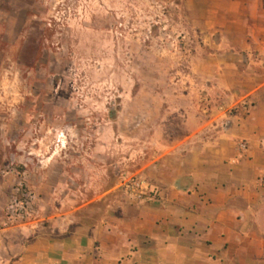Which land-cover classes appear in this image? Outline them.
<instances>
[{"label": "rangeland", "instance_id": "obj_1", "mask_svg": "<svg viewBox=\"0 0 264 264\" xmlns=\"http://www.w3.org/2000/svg\"><path fill=\"white\" fill-rule=\"evenodd\" d=\"M193 36L179 0H0L5 227H88L127 201L118 178L183 135L197 103Z\"/></svg>", "mask_w": 264, "mask_h": 264}, {"label": "crops", "instance_id": "obj_2", "mask_svg": "<svg viewBox=\"0 0 264 264\" xmlns=\"http://www.w3.org/2000/svg\"><path fill=\"white\" fill-rule=\"evenodd\" d=\"M179 1L200 85L183 135L139 170L156 194L77 229L21 235L0 218V264H264V0Z\"/></svg>", "mask_w": 264, "mask_h": 264}, {"label": "built area", "instance_id": "obj_3", "mask_svg": "<svg viewBox=\"0 0 264 264\" xmlns=\"http://www.w3.org/2000/svg\"><path fill=\"white\" fill-rule=\"evenodd\" d=\"M205 102L207 104L202 108L201 112L206 118H208L212 111L209 106V102ZM251 108L252 103L247 100H243L238 106L225 109L224 113L228 117H231L240 110L246 114ZM237 147L241 154H244L247 150V145L243 141L238 142ZM116 188L128 202H141L146 197H151L156 194V190L154 189L153 185L145 176L140 174H132L127 176L121 175L116 182ZM17 205L21 211V216L28 214L30 200L24 199L22 202H18Z\"/></svg>", "mask_w": 264, "mask_h": 264}]
</instances>
